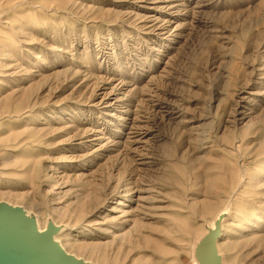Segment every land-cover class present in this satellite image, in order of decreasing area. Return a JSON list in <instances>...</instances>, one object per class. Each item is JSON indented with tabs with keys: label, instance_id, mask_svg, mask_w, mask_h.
<instances>
[{
	"label": "rangeland",
	"instance_id": "1",
	"mask_svg": "<svg viewBox=\"0 0 264 264\" xmlns=\"http://www.w3.org/2000/svg\"><path fill=\"white\" fill-rule=\"evenodd\" d=\"M1 202L95 264H192L228 208L264 264V0H0Z\"/></svg>",
	"mask_w": 264,
	"mask_h": 264
},
{
	"label": "water",
	"instance_id": "2",
	"mask_svg": "<svg viewBox=\"0 0 264 264\" xmlns=\"http://www.w3.org/2000/svg\"><path fill=\"white\" fill-rule=\"evenodd\" d=\"M55 227L37 234L33 217L22 208L0 203V264H89L67 254L52 242ZM217 232L211 231L198 248L201 264H220L216 256Z\"/></svg>",
	"mask_w": 264,
	"mask_h": 264
},
{
	"label": "bare ground",
	"instance_id": "3",
	"mask_svg": "<svg viewBox=\"0 0 264 264\" xmlns=\"http://www.w3.org/2000/svg\"><path fill=\"white\" fill-rule=\"evenodd\" d=\"M245 174V173H244ZM248 174V173H247ZM250 177V176H249ZM248 183V182H247ZM8 205H10V206H12V207H14V205H12L11 203H7ZM18 208H20V207H18ZM227 210H228V208H227ZM227 210L226 209H224L222 212H220L214 219H213V221L212 222H210L207 226L208 227H210L211 229H214V231H216L215 230V228H220L221 229V231L223 230V217H224V215L227 213ZM23 211H24V213H25V215L27 216V217H33L34 219H35V223H36V233L37 234H39V233H42V232H44V231H46V230H48L49 229V227L50 226H53V227H55V226H57V223L55 222V221H53L52 219L50 220V221H48V223H47V225L46 226H43V224H42V222L36 217V216H31V214L32 213H30L29 211H27V210H25L24 209V207H23ZM230 213V212H229ZM227 217V216H226ZM224 219H225V217H224ZM61 226L59 225L58 227H55V231L53 232V234H52V242L53 243H57V237H56V235L58 234V230H56L57 228H60ZM208 227H207V229H208ZM62 231V230H61ZM207 233L209 234V232H208V230H207V232H206V234L205 235H202L203 236V238H200L199 240H198V245L200 246L201 244H202V242H203V240L205 239V237L207 236ZM221 236V235H220ZM67 254H70V255H72V256H74L75 258H77V259H81V258H79V257H77L76 255H74V254H71V253H69L68 251H66V249L61 245V243L59 244V243H57ZM196 247H197V245H195ZM195 247H194V252H195V254H194V257H195V259H194V261H193V263L192 264H201V262H200V260L198 259V257H197V252H198V250H196L195 251ZM216 256L219 258V262H220V264H226L225 263V261H224V258H223V256H222V253H221V250H220V248H219V243H217L216 244ZM81 260H83V259H81ZM85 263H89V264H95V263H92V262H90V261H87V260H83Z\"/></svg>",
	"mask_w": 264,
	"mask_h": 264
}]
</instances>
